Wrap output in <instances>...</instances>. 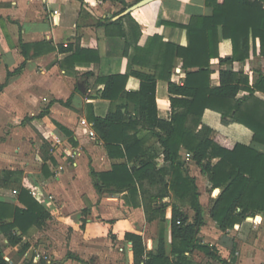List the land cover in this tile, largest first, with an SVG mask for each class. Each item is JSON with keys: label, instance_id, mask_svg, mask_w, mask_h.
I'll list each match as a JSON object with an SVG mask.
<instances>
[{"label": "crops", "instance_id": "0c3cea01", "mask_svg": "<svg viewBox=\"0 0 264 264\" xmlns=\"http://www.w3.org/2000/svg\"><path fill=\"white\" fill-rule=\"evenodd\" d=\"M126 1L130 7L139 0ZM121 10L120 3L104 0H0V201L22 206L18 196L24 187L50 213L44 225H34L26 233L5 232L0 221V247L11 264H136L128 233L142 237V264L158 254L162 234L166 258L178 261L172 252L171 208L165 221H149L144 207L133 205L126 191L100 194L91 176L92 169L108 171L124 161L109 156L89 119V106L102 117L111 106L100 96L104 85L99 78L130 69L128 56L107 54L108 30L103 24L119 18ZM131 14L132 19L124 20L129 53L138 60L131 68L155 73L165 43L187 46V30L182 26L193 15H211L212 8L205 0H156ZM119 43L117 48L122 49ZM79 47L97 50L100 61L66 62ZM233 48L220 28V56L232 57ZM212 63L214 86L220 85V69L243 72L252 85L264 73L260 40L246 61L219 65L214 59ZM185 78L182 59L177 57L171 80L183 84ZM140 86L141 80L130 74L123 94ZM244 94L241 91L238 97ZM255 94L264 100V92ZM170 96L169 82L159 79L156 97L161 118H171ZM203 121L229 140L264 152V144L255 141L245 125L225 122L212 109H206ZM186 154L189 165L197 167ZM158 160L163 163L162 156ZM7 172L15 174L8 177ZM190 173L198 183L199 175ZM201 176L206 182L204 189L198 184L204 223L197 236L202 244L212 246L213 253L196 248L185 252L180 264H264V215H252L237 227L221 230L209 215L221 189H212L208 177ZM187 210L194 220L195 211ZM37 250L46 252L50 261L36 259Z\"/></svg>", "mask_w": 264, "mask_h": 264}, {"label": "trees", "instance_id": "16d2710c", "mask_svg": "<svg viewBox=\"0 0 264 264\" xmlns=\"http://www.w3.org/2000/svg\"><path fill=\"white\" fill-rule=\"evenodd\" d=\"M104 1L120 3L121 12L129 7L126 0ZM205 4L212 8V14L193 15L182 26L187 30V46L165 43V53L154 66L155 73L131 68L138 61L136 54L129 53L131 44L124 25L125 19H132L131 12L103 24L108 30L107 54L128 56L130 69L126 74L99 78L104 85L100 96L110 100L111 106L104 117L95 115L89 106V119L105 142L109 156L124 161L114 163L108 171L92 169L91 176L100 194L126 191L133 205L144 207L149 221H165L167 210L172 209V252L178 261L172 263L166 258L162 234L158 254L151 255L148 264H180L185 252L196 248L213 253L212 246L202 244L197 236L204 223V207L186 153L208 177L212 189H221L209 209L210 217L221 230L237 227L252 215H264V152L229 140L203 121L206 109L215 110L225 122L250 128L254 140L264 144V100L255 94L264 92V73L260 72L251 85L250 77L243 72L220 69V85L212 84L214 59L219 60V65L246 61L251 50L256 51L257 39L260 54L264 55V0H205ZM220 28L223 37L233 42L232 57L220 56ZM118 43L122 49L117 48ZM100 57L95 49L79 47L65 61L99 62ZM177 57L186 70L183 84L171 80ZM130 74L141 80V86L124 95ZM159 79L169 82L170 119L158 115ZM241 91L247 94L238 97ZM161 156L163 163L158 160ZM14 174L7 172L8 177ZM18 201L22 206L0 201L3 231L17 229L26 233L34 225H44L50 217L48 210L24 187ZM188 208L195 211L194 220ZM8 219L12 221L7 222ZM127 237L134 244L135 263L142 264V237L132 233ZM0 264H11L2 247Z\"/></svg>", "mask_w": 264, "mask_h": 264}, {"label": "water", "instance_id": "95a60500", "mask_svg": "<svg viewBox=\"0 0 264 264\" xmlns=\"http://www.w3.org/2000/svg\"><path fill=\"white\" fill-rule=\"evenodd\" d=\"M153 1H156V0H139L138 2H136L135 4H133L132 6L127 8L125 11H123L118 17L123 16V15H125V14H127V13H129V12H131L137 8H140L144 5H147Z\"/></svg>", "mask_w": 264, "mask_h": 264}, {"label": "rangeland", "instance_id": "374dc122", "mask_svg": "<svg viewBox=\"0 0 264 264\" xmlns=\"http://www.w3.org/2000/svg\"><path fill=\"white\" fill-rule=\"evenodd\" d=\"M189 169H190V172H192L193 174L199 175L198 176V179H199L198 184L200 185V187L202 189H204V186L206 185V182L204 181L203 176H201L202 175V171H201L200 166H197V167L192 166L191 167V165H189ZM203 175H205V174H203ZM210 196H212V194H210Z\"/></svg>", "mask_w": 264, "mask_h": 264}, {"label": "built area", "instance_id": "2783aa9c", "mask_svg": "<svg viewBox=\"0 0 264 264\" xmlns=\"http://www.w3.org/2000/svg\"><path fill=\"white\" fill-rule=\"evenodd\" d=\"M57 12H58V11L55 10V13H57ZM90 135H91V136H96V134H95L94 131H90ZM186 155H187V157L190 156L188 153H187ZM35 258H36V259H42V258H44V259L50 261V256H49L46 252H44V251H40V250H37V251L35 252Z\"/></svg>", "mask_w": 264, "mask_h": 264}]
</instances>
